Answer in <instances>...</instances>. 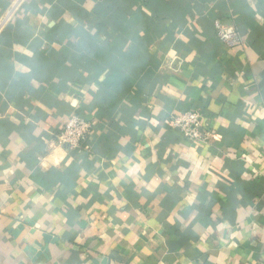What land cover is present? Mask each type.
I'll list each match as a JSON object with an SVG mask.
<instances>
[{
    "label": "crops",
    "instance_id": "0c3cea01",
    "mask_svg": "<svg viewBox=\"0 0 264 264\" xmlns=\"http://www.w3.org/2000/svg\"><path fill=\"white\" fill-rule=\"evenodd\" d=\"M188 109L210 143L165 123ZM73 112L93 127L59 147ZM0 264H264V0H23L0 31Z\"/></svg>",
    "mask_w": 264,
    "mask_h": 264
},
{
    "label": "built area",
    "instance_id": "2783aa9c",
    "mask_svg": "<svg viewBox=\"0 0 264 264\" xmlns=\"http://www.w3.org/2000/svg\"><path fill=\"white\" fill-rule=\"evenodd\" d=\"M23 0H13L9 9L0 21V31L7 19L17 13ZM217 39L225 46L232 48L241 45L242 38L236 29L219 20L214 21ZM165 123L175 129L183 139L189 142L210 143L215 134L212 131L211 120L198 110L188 109L179 113L171 114L165 119ZM94 122L84 117L71 113L65 120L61 132L57 135L56 143L59 147L67 146L69 149L78 148L87 138Z\"/></svg>",
    "mask_w": 264,
    "mask_h": 264
}]
</instances>
